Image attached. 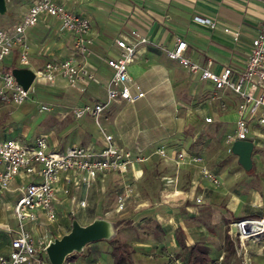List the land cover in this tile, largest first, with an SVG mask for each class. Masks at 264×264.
<instances>
[{"label": "crops", "instance_id": "0c3cea01", "mask_svg": "<svg viewBox=\"0 0 264 264\" xmlns=\"http://www.w3.org/2000/svg\"><path fill=\"white\" fill-rule=\"evenodd\" d=\"M57 1L88 19L90 42L83 64L91 77L86 78L82 92L69 87L61 76H56L52 84L36 83L33 89L39 87L42 93L48 95L47 101H42L51 105L47 112L62 107H70L71 112L74 105L104 99L105 84L112 75L105 58L118 54L113 39L125 36L128 40H134L129 33L132 29L146 38L136 44L132 59L127 63L130 82L138 84L143 94L132 101L118 99L110 102L100 118L101 126L112 134L114 144L130 150L141 159L134 160L123 172L110 171L98 175L87 187L70 186L69 193L74 194L77 200L85 201L83 206L75 201L76 208H84L93 192L100 197L111 187L115 198L121 187L128 184L130 195L121 209L116 208L113 199L100 205V214H96V206L91 207L93 212L88 221L96 215L111 221L130 219V225L115 230V236L120 246L129 253L131 263L166 264L169 256L175 253L178 254L177 262L184 255V264L187 246L193 242L204 244L209 256L212 243L216 242L221 263L225 237L228 236L232 240L233 250L225 264L235 258L243 264L252 261L264 264V252L261 250L264 233L258 241L248 239L241 245L228 233L227 227L229 220L234 218L259 215L255 195L219 187L220 184L214 185L200 174L199 163L188 157L199 154L210 168L204 155L193 152L203 148V142L197 141V136L203 125L212 123L216 130L227 121L233 124L235 97L230 92L215 90L209 80L201 79L198 72H189L166 54V50L172 48L179 37L185 41L183 54L189 60L213 72L220 71L223 66H229L233 71L239 70L249 50L251 37L263 18L264 0ZM26 6L15 20L4 27H10ZM196 14L209 17L213 26L194 21L192 17ZM224 27L228 31H224ZM235 30L238 34L233 38L232 31ZM24 36L28 46L27 62L18 61V49L14 48L0 60V70H10L14 66L35 69L45 61L60 60L72 52L71 35L59 27V21L53 16H41L35 24L25 28ZM183 79L187 80L185 98L177 91ZM69 89L74 94H67ZM10 103L0 101V107ZM8 111L11 112L10 109ZM204 116H210L211 120L204 121ZM72 119L75 135L83 138L65 144L43 135L48 145L56 149L73 144L99 149L103 140L92 118L72 116ZM47 122L48 119L43 117L38 124L45 125ZM6 133L7 130H0V139L15 138L4 136ZM35 136L26 140L15 139L31 141ZM205 136L208 137L207 133ZM259 137H264V131L253 128L249 133V138L253 140L252 149L258 145ZM159 146L164 147L165 156L156 152ZM176 150L183 151L186 157L177 161L174 157ZM24 176L27 182L29 176ZM34 177L38 178L37 175ZM21 178L22 174L12 177L9 182L18 181L20 184L5 189L20 190L26 183H21ZM63 183L61 177L58 185ZM16 198L11 202H0V252L7 250L9 239L2 226H16L11 215ZM68 199L69 196L58 189L53 203L66 208ZM90 209L87 208V211ZM71 212L67 211V214ZM55 221L47 220L42 212H38L37 219L26 224L35 240L47 242L64 232L62 225ZM50 226H56L55 231L47 235ZM108 261V264H113L112 257Z\"/></svg>", "mask_w": 264, "mask_h": 264}, {"label": "built area", "instance_id": "2783aa9c", "mask_svg": "<svg viewBox=\"0 0 264 264\" xmlns=\"http://www.w3.org/2000/svg\"><path fill=\"white\" fill-rule=\"evenodd\" d=\"M43 15L55 17L59 21V27L71 35L72 52L60 60H48L32 69L33 78L26 88L15 81L10 70H0L2 102L21 103L28 97L32 82L52 84L56 76L63 77L69 87L82 92L86 78L91 77V73L83 64L87 44L90 42L88 19L69 10L57 0H33L10 27H0V60L17 48L18 61L27 62L28 46L24 30L35 24ZM192 18L196 22L213 26L209 17L196 14ZM223 30L228 31V28L224 27ZM129 33L134 40H128L125 36L114 38L118 54L105 58L106 64L112 69V75L105 84L104 99L84 102L71 108L74 118H92L103 140L99 149L76 144L56 149L48 145L43 135H37L31 141L0 139V188H7L9 180L15 175L29 176L28 181L20 187V195L12 205L11 215L16 221V226H2L9 239L7 250L0 252V264H50L44 251L47 242L35 240L26 223L36 220L38 212H42L47 220L55 218L53 200L56 190L60 189L70 200L83 206V199L77 200L74 194L69 193L70 186L78 184L87 187L98 175L110 171L123 172L134 160L141 159L130 150L114 144L112 134L106 132L100 122L101 114L110 102L118 99L132 101L143 94L138 84L130 82L127 63L132 59L136 44L146 38L133 29ZM237 34L238 31H232L233 38H236ZM185 45V41L177 37L173 47L166 50L167 56L177 60L189 72H198L199 77L209 80L215 90L230 92L235 97L236 114L233 127L223 136L226 150L230 151V143L234 139H250L249 133L253 128H257L259 132L264 131V15L251 37L249 50L239 70L233 71L229 66H223L220 71L213 72L206 66L189 60L183 54ZM206 63L208 64L209 60ZM50 107L46 102L38 104L39 111L49 110ZM210 120V116H204V121ZM156 152L161 156L166 155L162 146L157 147ZM174 157L178 161L186 155L183 151L176 150ZM188 157L199 163V172L203 177L214 185L219 184L218 175L204 164L201 155L190 154ZM61 177L64 183L58 185ZM130 191V186L125 184L116 193L117 209L123 207ZM227 227L228 233L241 245L248 239L258 241L264 233V207L260 209L258 216L229 220ZM62 264L76 262L63 260Z\"/></svg>", "mask_w": 264, "mask_h": 264}, {"label": "rangeland", "instance_id": "374dc122", "mask_svg": "<svg viewBox=\"0 0 264 264\" xmlns=\"http://www.w3.org/2000/svg\"><path fill=\"white\" fill-rule=\"evenodd\" d=\"M30 0H5V10L0 13V27H4L10 24L11 21L15 20L18 13L24 6H26ZM187 80L183 79V82L177 87V91L183 98L186 94ZM35 83L32 82L29 87L28 97L24 99L21 103H10L7 106L0 107V130H7L4 136H13L19 139H30L35 135H44L47 138L53 140H61L65 144L74 143L79 139H82L75 135L73 131V119L70 112V107H62L60 110L53 109L49 112L47 111H37L38 104L42 101H47V94L41 92L40 88L37 87L34 90ZM67 94H74L72 89H69ZM10 109L11 112L8 110ZM43 117L48 119L45 125L38 124ZM72 126V127H71ZM233 124L231 121L221 124L218 129L215 130V126L211 123L203 125L200 134L197 136V141L203 142V148L200 150L193 151L195 153H201L208 160L210 168L217 175L219 174L220 186L227 189L255 195V204L261 209L264 207V137L257 138L258 145L251 151L252 165L248 170H243V168L238 164L236 160V155L226 150V145L224 143L223 132L231 131ZM38 133V134H37ZM207 133V136H205ZM219 177V176H218ZM24 174H22L21 183L26 182ZM20 184V182H9L8 186ZM218 184V185H219ZM78 186V184H76ZM111 187H109L105 194L101 193L100 197H97V192L88 198V201L84 208H76L75 201L67 200L68 205L66 208L54 205L55 223L62 225V229L67 231L70 226V220L68 218L67 211H72L71 214L78 218L79 221L87 222L91 216L92 209L95 207L96 214H100L102 209L100 205H104L113 201L114 193ZM20 194L18 188L8 190L5 188H0V202H11ZM87 208L90 209L89 212ZM56 226H50L47 233L55 231ZM150 227V226H149ZM57 230L61 232L60 227ZM62 234V233H60ZM58 234L57 236H59ZM262 253L264 252V239L261 243ZM90 246V247H89ZM218 246L216 242L212 243L210 248L211 261L207 264H220V255L217 252ZM78 254L72 252L70 254L74 255V261L76 264H108V258H113V264L123 263V264H136L131 263L129 259L119 258V251L114 249L106 239H102L99 242L85 244ZM184 256V255H183ZM183 256L178 262L176 258L178 254L172 253L166 264H183ZM139 263H143L138 260ZM164 264V263H160ZM228 264H243L239 259H233ZM247 264H257L252 261Z\"/></svg>", "mask_w": 264, "mask_h": 264}, {"label": "water", "instance_id": "95a60500", "mask_svg": "<svg viewBox=\"0 0 264 264\" xmlns=\"http://www.w3.org/2000/svg\"><path fill=\"white\" fill-rule=\"evenodd\" d=\"M4 10L5 0H0V13ZM10 72L15 81L24 88L32 81L33 71L29 67L14 66L10 68ZM252 147L251 139H234L230 143V152L236 155V160L243 170H248L252 165ZM114 235L113 221L103 216L96 215L86 223H80L76 217H72L67 231L47 241L45 255L50 264H62L65 256L80 252L86 243L109 239Z\"/></svg>", "mask_w": 264, "mask_h": 264}, {"label": "trees", "instance_id": "16d2710c", "mask_svg": "<svg viewBox=\"0 0 264 264\" xmlns=\"http://www.w3.org/2000/svg\"><path fill=\"white\" fill-rule=\"evenodd\" d=\"M74 217L71 213H68L69 220ZM115 230L120 227L130 225V219L128 218H117L113 220ZM108 243L116 250L119 251V258H126L130 256L129 253L118 243L117 237L114 235L109 239H106ZM233 250L232 240L226 236L224 241V253L221 257V263H226V258L231 254ZM81 252H78L80 254ZM75 254H69L65 256L64 260H73ZM211 261V257L208 255V249L204 244L193 242L187 246V254L184 264H207Z\"/></svg>", "mask_w": 264, "mask_h": 264}]
</instances>
